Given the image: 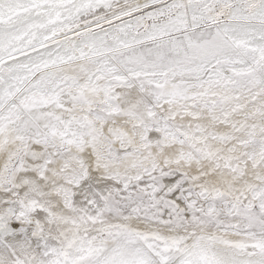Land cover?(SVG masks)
I'll return each instance as SVG.
<instances>
[{
  "label": "snow or ice",
  "instance_id": "6c2138e0",
  "mask_svg": "<svg viewBox=\"0 0 264 264\" xmlns=\"http://www.w3.org/2000/svg\"><path fill=\"white\" fill-rule=\"evenodd\" d=\"M0 264H264V0H0Z\"/></svg>",
  "mask_w": 264,
  "mask_h": 264
}]
</instances>
